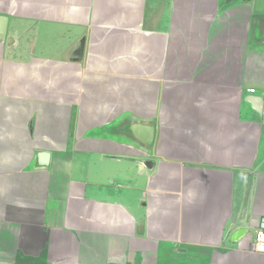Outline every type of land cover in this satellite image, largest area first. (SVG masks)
I'll use <instances>...</instances> for the list:
<instances>
[{
	"label": "crops",
	"instance_id": "1",
	"mask_svg": "<svg viewBox=\"0 0 264 264\" xmlns=\"http://www.w3.org/2000/svg\"><path fill=\"white\" fill-rule=\"evenodd\" d=\"M0 16V264H264V0Z\"/></svg>",
	"mask_w": 264,
	"mask_h": 264
},
{
	"label": "water",
	"instance_id": "2",
	"mask_svg": "<svg viewBox=\"0 0 264 264\" xmlns=\"http://www.w3.org/2000/svg\"><path fill=\"white\" fill-rule=\"evenodd\" d=\"M6 23H7L6 16H0V38L5 37ZM138 126H139V124H135L134 126H132V130L134 131V133L136 132V128ZM146 130H151V128L150 129L148 128ZM48 156H49L48 152H40V154H38L39 163L45 165L47 163ZM149 163H151V162H149ZM245 232H247V228H238L233 232L231 239H237L240 236H242Z\"/></svg>",
	"mask_w": 264,
	"mask_h": 264
},
{
	"label": "built area",
	"instance_id": "3",
	"mask_svg": "<svg viewBox=\"0 0 264 264\" xmlns=\"http://www.w3.org/2000/svg\"><path fill=\"white\" fill-rule=\"evenodd\" d=\"M250 90L253 91V89ZM253 249L256 252L264 253V217L260 220L258 227L255 229Z\"/></svg>",
	"mask_w": 264,
	"mask_h": 264
},
{
	"label": "rangeland",
	"instance_id": "4",
	"mask_svg": "<svg viewBox=\"0 0 264 264\" xmlns=\"http://www.w3.org/2000/svg\"><path fill=\"white\" fill-rule=\"evenodd\" d=\"M253 234V233H252Z\"/></svg>",
	"mask_w": 264,
	"mask_h": 264
}]
</instances>
